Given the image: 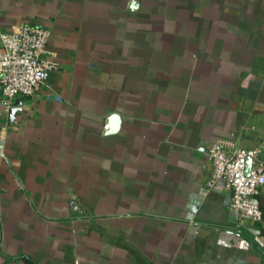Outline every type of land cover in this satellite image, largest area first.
<instances>
[{
    "label": "crops",
    "instance_id": "obj_1",
    "mask_svg": "<svg viewBox=\"0 0 264 264\" xmlns=\"http://www.w3.org/2000/svg\"><path fill=\"white\" fill-rule=\"evenodd\" d=\"M19 24L59 68L0 107V264H264V186L237 228L206 156L264 162V0H0Z\"/></svg>",
    "mask_w": 264,
    "mask_h": 264
},
{
    "label": "built area",
    "instance_id": "obj_2",
    "mask_svg": "<svg viewBox=\"0 0 264 264\" xmlns=\"http://www.w3.org/2000/svg\"><path fill=\"white\" fill-rule=\"evenodd\" d=\"M50 31L37 25L19 24L0 33V107L6 115L17 101L33 98L47 84L59 63L48 50ZM55 99H57L55 97ZM211 165L209 185L222 182L230 192L229 208L237 228L258 226L263 218L255 200L264 186V162L257 150L227 151L212 144L206 151ZM250 160L248 174L246 162Z\"/></svg>",
    "mask_w": 264,
    "mask_h": 264
},
{
    "label": "water",
    "instance_id": "obj_3",
    "mask_svg": "<svg viewBox=\"0 0 264 264\" xmlns=\"http://www.w3.org/2000/svg\"><path fill=\"white\" fill-rule=\"evenodd\" d=\"M21 102H22L21 100L17 101L15 104V107L10 110V113H9L10 119L14 117V114L18 110V107L20 106ZM107 123L109 124L110 128L107 130L106 133L111 134V133L116 132L117 127H119V123H120L118 115L111 114L107 119ZM249 168H250V160H247L246 168H245L246 175L248 174Z\"/></svg>",
    "mask_w": 264,
    "mask_h": 264
}]
</instances>
